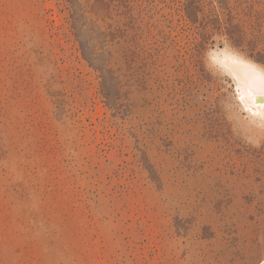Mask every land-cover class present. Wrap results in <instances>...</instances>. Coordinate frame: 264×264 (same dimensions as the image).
I'll return each mask as SVG.
<instances>
[{"label":"rangeland","instance_id":"obj_1","mask_svg":"<svg viewBox=\"0 0 264 264\" xmlns=\"http://www.w3.org/2000/svg\"><path fill=\"white\" fill-rule=\"evenodd\" d=\"M239 61L264 0H0V264H264Z\"/></svg>","mask_w":264,"mask_h":264},{"label":"bare ground","instance_id":"obj_2","mask_svg":"<svg viewBox=\"0 0 264 264\" xmlns=\"http://www.w3.org/2000/svg\"><path fill=\"white\" fill-rule=\"evenodd\" d=\"M237 66L243 95L250 99V104L256 105L255 111L264 107V101H255V97H264V74L253 66L239 61Z\"/></svg>","mask_w":264,"mask_h":264},{"label":"water","instance_id":"obj_3","mask_svg":"<svg viewBox=\"0 0 264 264\" xmlns=\"http://www.w3.org/2000/svg\"><path fill=\"white\" fill-rule=\"evenodd\" d=\"M255 101H264V97L263 96H257L255 97Z\"/></svg>","mask_w":264,"mask_h":264},{"label":"trees","instance_id":"obj_4","mask_svg":"<svg viewBox=\"0 0 264 264\" xmlns=\"http://www.w3.org/2000/svg\"><path fill=\"white\" fill-rule=\"evenodd\" d=\"M81 49H82V52H83V47L81 46ZM83 54H84V52H83ZM84 56H85V54H84ZM106 97H107V95H106Z\"/></svg>","mask_w":264,"mask_h":264}]
</instances>
